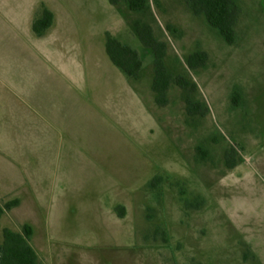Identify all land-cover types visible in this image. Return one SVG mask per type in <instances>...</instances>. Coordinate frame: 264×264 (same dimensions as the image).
Here are the masks:
<instances>
[{"label":"rangeland","instance_id":"obj_1","mask_svg":"<svg viewBox=\"0 0 264 264\" xmlns=\"http://www.w3.org/2000/svg\"><path fill=\"white\" fill-rule=\"evenodd\" d=\"M234 1L228 45L184 0L142 12L126 0H0V205L19 200L0 244L28 224L38 264H264V0ZM44 10L54 22L38 37ZM137 24L196 91L173 83L157 104ZM107 34L141 56L137 80L111 62ZM197 52L208 61L192 70ZM42 66L57 73L46 97L69 86L78 104L34 146L22 97L42 90ZM188 100L206 115L191 116Z\"/></svg>","mask_w":264,"mask_h":264},{"label":"trees","instance_id":"obj_2","mask_svg":"<svg viewBox=\"0 0 264 264\" xmlns=\"http://www.w3.org/2000/svg\"><path fill=\"white\" fill-rule=\"evenodd\" d=\"M133 12H142L148 9V0H126ZM191 8L195 16H204L208 24L219 31L228 45L236 42V26L239 22L241 9L234 0H184ZM113 5H117L119 0H110ZM54 15L49 10H44L41 18L37 19L33 25V31L38 37L52 27ZM136 33L142 45L149 49L153 55L155 77L153 90L156 93V101L159 106L168 105L167 93L173 83L184 90H197L196 84H191L182 76L173 77L165 64L167 45L158 41L153 34V29L149 25L137 24ZM106 52L111 62L120 69L129 79L137 80L143 70V61L139 53L133 48L123 45L121 42L107 34ZM208 61L205 52L192 54L187 62L190 69L195 70L204 67ZM188 112L191 116H205L204 110L199 103L188 100ZM233 163L229 161V167L233 168ZM19 205V200L11 201L0 205V220L7 211H11ZM34 230L30 225H24L21 232H14L9 229L3 231V243L0 244V264H38L39 257L35 249L31 246Z\"/></svg>","mask_w":264,"mask_h":264},{"label":"crops","instance_id":"obj_3","mask_svg":"<svg viewBox=\"0 0 264 264\" xmlns=\"http://www.w3.org/2000/svg\"><path fill=\"white\" fill-rule=\"evenodd\" d=\"M41 69L43 74L41 78L44 80V83H42V90L37 92H29L27 95H23L22 97V100L26 101V128H28V133L30 136L32 135L31 139L34 140V146H36V144L40 145L42 143L40 141L47 137L46 130H50L53 125H55V127L58 126L59 128L62 126L60 123H65L66 125L70 115V108L75 107V105L78 104V101L75 98H71V87L69 86H63L61 90L57 91V89H54V86L51 85L50 88L53 90L51 91L53 97L47 98L45 89L47 86L45 84V80H48V77L46 75L57 73L54 71V69H49L45 66H42ZM57 70H59V74L63 76L65 73L70 72V69L66 68H57ZM51 79V82L60 81L58 78L51 77ZM58 94L61 95V99H54V97L58 96ZM37 151L39 152L40 150H36V152Z\"/></svg>","mask_w":264,"mask_h":264}]
</instances>
